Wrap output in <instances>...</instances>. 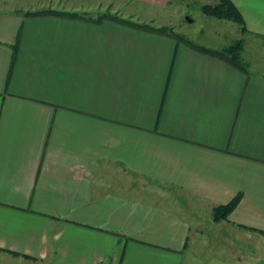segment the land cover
Returning <instances> with one entry per match:
<instances>
[{"label": "crops", "instance_id": "1", "mask_svg": "<svg viewBox=\"0 0 264 264\" xmlns=\"http://www.w3.org/2000/svg\"><path fill=\"white\" fill-rule=\"evenodd\" d=\"M172 2L0 0V264H212L193 239L240 194L217 224L264 230V0H231L247 71L97 20L178 33Z\"/></svg>", "mask_w": 264, "mask_h": 264}, {"label": "rangeland", "instance_id": "2", "mask_svg": "<svg viewBox=\"0 0 264 264\" xmlns=\"http://www.w3.org/2000/svg\"><path fill=\"white\" fill-rule=\"evenodd\" d=\"M118 7L124 0H109ZM218 0H173L169 16L176 23L178 33L196 41H205L211 46H224L236 39H244L242 52L249 63L259 61L261 57L262 40L243 33L241 26L230 20L219 19L206 14L205 5H215ZM120 17L118 13H113ZM82 15V14H80ZM90 16V14H87ZM97 16L92 14V17ZM175 23V22H174ZM226 45V46H227ZM214 211V209H213ZM222 222V221H220ZM220 222L207 221L204 235L193 239L194 244L206 248L201 254H193L201 261L212 264H264V235L240 228L223 227Z\"/></svg>", "mask_w": 264, "mask_h": 264}, {"label": "trees", "instance_id": "3", "mask_svg": "<svg viewBox=\"0 0 264 264\" xmlns=\"http://www.w3.org/2000/svg\"><path fill=\"white\" fill-rule=\"evenodd\" d=\"M219 2L215 5H205L203 10L206 14L210 16H214L219 19H225V20H230L238 23L241 26V31L243 33L248 32V29L245 25L244 19L241 15V13L238 11V9L235 7V5L231 2V0H218ZM55 11H45V12H37V13H30V15H40L44 13H51V14H58V13H52ZM62 15L66 16H71V17H82V15L78 13H61ZM104 17L117 20L119 22L128 24V25H133L139 28H144V29H149V30H155L163 33H170V34H175L179 39L184 40L185 42L189 43L190 45L198 48L201 51H204L206 53H211L214 55H218L221 58L225 59L228 61L230 64L234 65L235 67L247 71L246 65L243 60V55L242 52L244 50L245 42L244 39H236L233 43L222 47L221 49H211L207 48L205 46H199L192 42L191 40L187 39L186 36L175 33L171 27H160V28H155L149 24H143V23H137L134 22L130 19H125L122 17L117 16L116 14L112 13H105L102 15L98 16L97 20H101ZM264 39V35H259ZM242 195L236 196L234 199H232L228 204L225 205H219L214 207L213 211V220L216 222H220L223 220H228V216L233 212V210L237 207L241 200ZM240 228L249 230L252 232H256L259 234L264 235V230H260L257 228L253 227H248L245 225H238ZM188 243V242H187Z\"/></svg>", "mask_w": 264, "mask_h": 264}]
</instances>
